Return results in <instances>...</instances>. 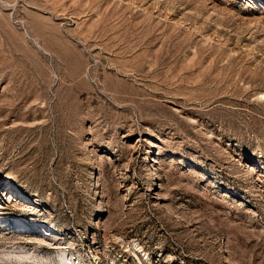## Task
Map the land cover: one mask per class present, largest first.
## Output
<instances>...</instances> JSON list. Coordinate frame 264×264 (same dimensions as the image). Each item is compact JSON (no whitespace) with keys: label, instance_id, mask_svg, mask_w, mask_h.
Masks as SVG:
<instances>
[{"label":"rangeland","instance_id":"374dc122","mask_svg":"<svg viewBox=\"0 0 264 264\" xmlns=\"http://www.w3.org/2000/svg\"><path fill=\"white\" fill-rule=\"evenodd\" d=\"M13 211L0 264H264V0H0Z\"/></svg>","mask_w":264,"mask_h":264},{"label":"bare ground","instance_id":"6f19581e","mask_svg":"<svg viewBox=\"0 0 264 264\" xmlns=\"http://www.w3.org/2000/svg\"><path fill=\"white\" fill-rule=\"evenodd\" d=\"M10 189L13 193L17 194L24 201V203L29 202L28 198L26 196L19 194L18 191L15 189V187H13L11 185ZM20 219H21V216L17 215V213H14V211H13L9 215H6V217L0 215V224L2 225V224H4V220H8L7 223L13 227V230H10V231L14 232L15 234L17 233V235H18V233H24L27 230H31L33 233H37V234H40V235L45 236V237H53L56 234V229H54L53 227H51L47 224H43L42 222H40L38 220H33V222H31V223H26V222H24V220L22 222ZM51 240H56V239L51 238ZM40 244L42 246H44L46 243H42V241H40ZM61 261H63L64 264L69 263V262H67V259L64 258L63 256H62Z\"/></svg>","mask_w":264,"mask_h":264}]
</instances>
